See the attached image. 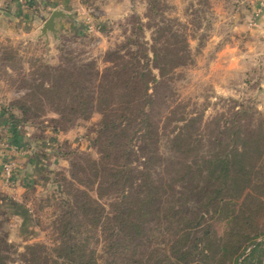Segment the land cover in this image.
Wrapping results in <instances>:
<instances>
[{
	"label": "rangeland",
	"instance_id": "obj_1",
	"mask_svg": "<svg viewBox=\"0 0 264 264\" xmlns=\"http://www.w3.org/2000/svg\"><path fill=\"white\" fill-rule=\"evenodd\" d=\"M55 11L65 15L44 30ZM77 86L112 105L109 114L137 110V121L102 131L107 111L64 117L71 100L50 91ZM221 154L237 155L228 183L198 172L204 157ZM116 165L132 184L115 183ZM188 165L194 177L184 180ZM145 169L178 180L179 206H197L191 260L232 264L212 252L240 232L242 244L262 243L241 264H264V0H0V234L18 253L57 246L68 203L90 197L100 204L93 216L112 218L127 195L145 194ZM162 215L143 217L123 264L151 255L154 264L157 248L171 253L177 228ZM130 218L141 223V211L131 208ZM92 229L88 250L104 264L109 230ZM18 253L11 264H21Z\"/></svg>",
	"mask_w": 264,
	"mask_h": 264
},
{
	"label": "trees",
	"instance_id": "obj_2",
	"mask_svg": "<svg viewBox=\"0 0 264 264\" xmlns=\"http://www.w3.org/2000/svg\"><path fill=\"white\" fill-rule=\"evenodd\" d=\"M57 90L60 91L61 89L56 88L50 91L52 94H55L57 97L56 99L61 101L64 100V98H68L71 100V105H67L66 103L65 106H61L60 104L58 106H61L60 111H64V117L71 114L88 116L95 110H104L108 112V116L112 115L113 117L111 119L108 117L109 120L106 116V119L103 122L102 131L109 128L115 130L118 127L122 128L124 127L125 122L127 123V121L130 120L131 124V122L137 121L140 115L137 113V110L133 111V109H130L129 117L125 112L128 106L124 107V112L122 113L116 112L115 114H109L112 105L94 104V101L91 99L92 94L85 88L79 86L66 90L65 94L58 93ZM133 102L134 101L130 100V105H133ZM138 112L142 113L144 115L143 117L146 116L147 118L146 112L142 110V108H139ZM14 125V129H17L18 124L16 123ZM236 157L237 155H234L233 157L230 154H221L211 158L204 157L203 164L199 167L198 172L201 174L202 172L203 174L205 173L206 178L209 180H221L223 183H228V181L231 180L230 178H232V166L238 163L234 160ZM111 170L114 171L113 176H115V183H124L125 180L129 181L131 178L128 176V168L125 165H116L114 168H111ZM193 170V165H188V168L182 175L183 179L186 180L187 178L191 179L194 177ZM144 171H149V175H147L148 178H146V181L144 180V183L142 184L147 186L145 194L143 196L141 194L139 197L137 193L135 196L133 193L132 195H127L126 199L120 202L117 206L119 210L112 218L108 217L102 220V214L100 216H93L92 213L98 210L97 208L91 210L93 204H100L92 198L90 200V197L86 199L76 198L75 205L68 203L70 209L67 210L66 215H63L60 219L61 244L57 246L50 247L44 243H34L27 245L25 251L18 253L14 250L13 244L9 242L8 233L5 232L0 234V264H11V262L14 261L13 255L16 253H18L21 264H100L95 253L88 250V244L91 235L93 234L92 228L99 226H103L104 229L109 230L107 236L110 245L108 250L109 258L106 259L104 264H123L122 260L124 257L130 256L131 259L136 252L137 242L134 244L135 246L133 244L131 246L132 240L138 236L141 237L140 234H142V232L139 229L142 228L145 223L143 217L152 211H155V215L163 214V218L168 219L170 222V227L172 224L175 225L174 227L177 228L176 235L178 236L175 243L172 244L171 253L167 254L165 252L162 254L159 252L158 248L150 251V253L156 256V260L153 261L155 262L154 264H205V261L191 260L192 256L197 253L195 250L198 251L200 249V242L194 245L188 244L192 230L198 228L201 222L199 221L200 214L192 217L197 206H194L195 208H193L189 205V202H187L184 207L178 205L177 201L179 198H183L186 195V192H181L179 195L177 194L178 192L176 188H174V184L178 182L177 179H172L170 182H164L160 177L159 181L157 180V175L156 177L153 176L150 169H145ZM127 183L132 184L133 180H130ZM220 191L221 189L216 190L214 196L220 194ZM188 192L189 194L193 193L191 189L188 190ZM197 195L202 197V194ZM130 197L133 199L136 198L134 202H131L132 205H130V201L128 200ZM204 205L207 206V204ZM133 207H137L138 211H141V223L140 221L137 222V220L130 218V209ZM76 210L86 212L87 216L85 223H81L78 219L80 216H78ZM102 210L104 211L103 208ZM184 222H186V224H184ZM77 227H79L78 230ZM81 227L84 228V230H82ZM130 227H133L137 231L139 230V232H131ZM235 237L237 240L234 239L230 245L229 241L225 240L218 244V248L212 252L214 253L213 255L217 253L219 256L223 255L222 257L225 259L229 257L232 264H241L244 256L253 254L254 251L257 250L256 248L262 244L258 242L256 238H249L247 244H242L240 232H237ZM131 247L132 249L133 247L135 248V252L132 251V253H129ZM199 254L204 256L206 260L210 258V255L205 254L202 250ZM153 257V255L148 257V259H150L145 264H151ZM127 264H130V260Z\"/></svg>",
	"mask_w": 264,
	"mask_h": 264
},
{
	"label": "water",
	"instance_id": "obj_3",
	"mask_svg": "<svg viewBox=\"0 0 264 264\" xmlns=\"http://www.w3.org/2000/svg\"><path fill=\"white\" fill-rule=\"evenodd\" d=\"M65 13L63 11H55L52 13L51 17L46 21L44 25V30H54L55 29V18L64 16Z\"/></svg>",
	"mask_w": 264,
	"mask_h": 264
},
{
	"label": "built area",
	"instance_id": "obj_4",
	"mask_svg": "<svg viewBox=\"0 0 264 264\" xmlns=\"http://www.w3.org/2000/svg\"><path fill=\"white\" fill-rule=\"evenodd\" d=\"M4 171H5V174H6V177L8 180H11L13 178V167L9 164H6L5 168H4Z\"/></svg>",
	"mask_w": 264,
	"mask_h": 264
},
{
	"label": "crops",
	"instance_id": "obj_5",
	"mask_svg": "<svg viewBox=\"0 0 264 264\" xmlns=\"http://www.w3.org/2000/svg\"><path fill=\"white\" fill-rule=\"evenodd\" d=\"M12 5H13V7H14V8H16V7H17V5L15 4V2H14Z\"/></svg>",
	"mask_w": 264,
	"mask_h": 264
}]
</instances>
